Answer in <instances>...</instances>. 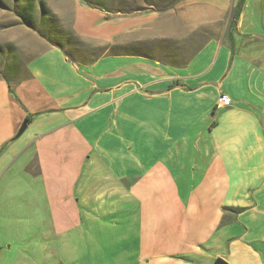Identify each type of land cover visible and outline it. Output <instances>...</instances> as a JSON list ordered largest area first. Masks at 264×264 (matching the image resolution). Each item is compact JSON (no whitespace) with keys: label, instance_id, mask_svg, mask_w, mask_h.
<instances>
[{"label":"crops","instance_id":"crops-1","mask_svg":"<svg viewBox=\"0 0 264 264\" xmlns=\"http://www.w3.org/2000/svg\"><path fill=\"white\" fill-rule=\"evenodd\" d=\"M77 9L76 36L101 55L32 36L17 99L0 80V182L27 161L46 206L34 264L52 244L53 264H264V63L241 48L245 7L234 51L206 41V17L196 48L188 9L167 55L156 16Z\"/></svg>","mask_w":264,"mask_h":264},{"label":"rangeland","instance_id":"rangeland-1","mask_svg":"<svg viewBox=\"0 0 264 264\" xmlns=\"http://www.w3.org/2000/svg\"><path fill=\"white\" fill-rule=\"evenodd\" d=\"M239 1L100 0L99 2L109 11L102 12L112 16L146 13L148 18L154 16L159 18V23H162L159 26H162L163 35L169 36L158 40L155 44L167 55L173 54L172 50L176 45L180 48L182 43H185L182 39H172L171 34L181 36L186 30L183 16L188 9L190 12L194 10L193 18L199 26L202 19L206 17L204 22L206 29L201 31L206 32L207 41L209 37L221 38L226 34ZM94 3L98 2L94 1ZM27 4H31L34 9V28L44 31L46 26L47 28L51 26L52 38L55 40L57 36L62 49L68 51L71 56L78 57L79 60H92L103 53V50H96L94 47L89 49L91 47L80 42L76 36L74 24L78 6L90 8L85 0H0V80L8 81L12 87H15L16 83L27 78L25 64L28 49L26 43L32 40V36H38L37 32L24 25L19 17ZM135 10L141 11L132 13ZM244 10L242 25L244 35L241 39V48L245 52L248 51L247 53L252 58H259L254 60H260L257 64L261 65L264 63V49L262 48L264 46V0H246ZM49 20L53 22V26L48 23ZM154 26L151 24L148 29L151 27L149 30H154ZM201 27H196L195 30L196 48L199 41H204L198 37ZM148 36L151 37V34L148 33ZM151 42L149 41L148 47ZM250 48H253L251 52ZM28 173L27 161L17 163L0 182V264H34L35 261L33 262L32 259L42 258V254L45 253L42 250L43 246L37 243L40 242V238H43V226L48 224L45 214L46 206L43 203L39 184L35 183L32 188L33 182L26 176ZM41 241L44 242L42 239ZM53 245H51V250L54 256L50 255L51 264L56 260Z\"/></svg>","mask_w":264,"mask_h":264},{"label":"trees","instance_id":"trees-1","mask_svg":"<svg viewBox=\"0 0 264 264\" xmlns=\"http://www.w3.org/2000/svg\"><path fill=\"white\" fill-rule=\"evenodd\" d=\"M86 1V4L91 8V9H96V10H100V11H105V12H109L108 10H106L104 7H103V4H100L101 2H99L100 0H85ZM95 2H98V3H94ZM245 2L246 0H240L235 9H234V12L232 14V17H231V20L228 24V27H227V31H226V35L228 37V39L230 40V43H231V47H232V51H234V38H233V31L237 28L238 26V22H239V19L242 15V12H243V9L245 7ZM105 6V5H104ZM141 10H135L133 11L132 13H138L140 12ZM34 9H33V6L30 4H27L25 6V9H24V12L19 14V17L21 18V21H23L24 25H26L27 27L31 28V29H34L38 36L40 38H42L44 41H46L48 44L52 45V46H56V47H59L62 49V46L61 44L58 43V38L56 36V39L54 40L52 38V35H51V32H50V28H52L50 26V28H47L46 26V29L44 31L42 30H38L37 28H34V24L35 23V18H34ZM121 13V12H119ZM129 14V13H128ZM50 21V20H49ZM50 25L53 26V22L50 21L48 22ZM8 83V87H9V92H10V95L12 97H14V99H17L16 97V94H15V91L13 90L10 82L6 81ZM40 114H35V115H29L27 116L26 120H25V124L28 125L30 124L34 117H37L39 116ZM7 144H5L4 146H2V148L0 149V155L3 153V151L5 150Z\"/></svg>","mask_w":264,"mask_h":264},{"label":"built area","instance_id":"built-area-1","mask_svg":"<svg viewBox=\"0 0 264 264\" xmlns=\"http://www.w3.org/2000/svg\"><path fill=\"white\" fill-rule=\"evenodd\" d=\"M231 104V101L226 96H221L218 100V106H229Z\"/></svg>","mask_w":264,"mask_h":264},{"label":"water","instance_id":"water-1","mask_svg":"<svg viewBox=\"0 0 264 264\" xmlns=\"http://www.w3.org/2000/svg\"><path fill=\"white\" fill-rule=\"evenodd\" d=\"M24 128H26V124H24L23 128H21V130L18 133V136H20L23 133ZM215 264H226V262H224L222 259H218L216 260Z\"/></svg>","mask_w":264,"mask_h":264}]
</instances>
